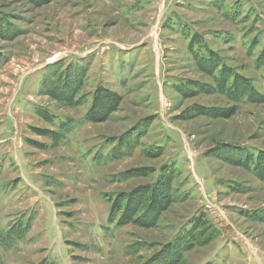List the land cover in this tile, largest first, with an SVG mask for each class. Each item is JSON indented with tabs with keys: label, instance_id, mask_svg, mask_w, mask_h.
<instances>
[{
	"label": "rangeland",
	"instance_id": "1",
	"mask_svg": "<svg viewBox=\"0 0 264 264\" xmlns=\"http://www.w3.org/2000/svg\"><path fill=\"white\" fill-rule=\"evenodd\" d=\"M0 264H264V0H0Z\"/></svg>",
	"mask_w": 264,
	"mask_h": 264
},
{
	"label": "bare ground",
	"instance_id": "2",
	"mask_svg": "<svg viewBox=\"0 0 264 264\" xmlns=\"http://www.w3.org/2000/svg\"><path fill=\"white\" fill-rule=\"evenodd\" d=\"M56 60V59H55Z\"/></svg>",
	"mask_w": 264,
	"mask_h": 264
}]
</instances>
